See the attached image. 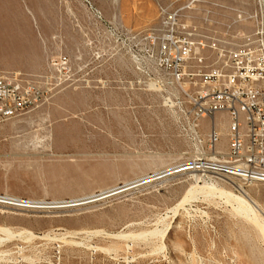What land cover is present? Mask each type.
Returning a JSON list of instances; mask_svg holds the SVG:
<instances>
[{
    "label": "rangeland",
    "instance_id": "374dc122",
    "mask_svg": "<svg viewBox=\"0 0 264 264\" xmlns=\"http://www.w3.org/2000/svg\"><path fill=\"white\" fill-rule=\"evenodd\" d=\"M190 2L0 0V71L41 74L64 56L92 80L75 88L68 73L44 105L0 122V196L57 202L0 205V264H264V183L139 181L189 151L148 81L158 5L206 36L239 13L250 33L264 14V0Z\"/></svg>",
    "mask_w": 264,
    "mask_h": 264
},
{
    "label": "built area",
    "instance_id": "2783aa9c",
    "mask_svg": "<svg viewBox=\"0 0 264 264\" xmlns=\"http://www.w3.org/2000/svg\"><path fill=\"white\" fill-rule=\"evenodd\" d=\"M158 14L148 37L159 74L148 81L164 87V105L188 145L174 167L227 183H264V14L250 33L236 29L252 18L239 13L212 36L199 34L177 9L159 4ZM72 69L63 56L41 74L0 71V122L44 105ZM69 79L75 88L92 83L87 73Z\"/></svg>",
    "mask_w": 264,
    "mask_h": 264
},
{
    "label": "bare ground",
    "instance_id": "6f19581e",
    "mask_svg": "<svg viewBox=\"0 0 264 264\" xmlns=\"http://www.w3.org/2000/svg\"><path fill=\"white\" fill-rule=\"evenodd\" d=\"M182 169L180 166L177 167H171L166 170V173H161V174H153L150 177L142 178L139 181L142 182H148L150 180H153L155 178H158L162 175H175V174H183ZM191 177L193 178H200L201 175L198 173H191ZM231 183V182H230ZM234 184L235 186H241V184L237 183H231ZM0 205L5 206V207H11V208H18V209H33V208H46V207H51L55 206L57 207V202H45V201H33V200H23L21 198H16V197H8V196H0ZM54 208V207H53Z\"/></svg>",
    "mask_w": 264,
    "mask_h": 264
},
{
    "label": "crops",
    "instance_id": "0c3cea01",
    "mask_svg": "<svg viewBox=\"0 0 264 264\" xmlns=\"http://www.w3.org/2000/svg\"><path fill=\"white\" fill-rule=\"evenodd\" d=\"M225 116L224 115H219L218 117H217V119L219 120V119H221V120H225ZM221 129L222 130H224L225 129V127L223 126V127H221ZM225 144H224V142L222 143V146H224Z\"/></svg>",
    "mask_w": 264,
    "mask_h": 264
}]
</instances>
